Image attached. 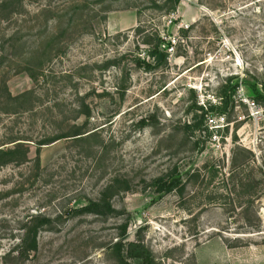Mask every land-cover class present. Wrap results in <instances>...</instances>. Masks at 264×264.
<instances>
[{
  "label": "rangeland",
  "instance_id": "rangeland-1",
  "mask_svg": "<svg viewBox=\"0 0 264 264\" xmlns=\"http://www.w3.org/2000/svg\"><path fill=\"white\" fill-rule=\"evenodd\" d=\"M166 4L0 9V147L23 142L0 161V264L39 212L51 220L16 264H118L124 236L155 264H264V0ZM138 24L170 40L166 65L135 64ZM72 124L84 132L37 144ZM162 175L179 187L159 191ZM88 198L97 210L69 213Z\"/></svg>",
  "mask_w": 264,
  "mask_h": 264
},
{
  "label": "trees",
  "instance_id": "trees-1",
  "mask_svg": "<svg viewBox=\"0 0 264 264\" xmlns=\"http://www.w3.org/2000/svg\"><path fill=\"white\" fill-rule=\"evenodd\" d=\"M167 1V6H165V12L173 11L177 7L180 0H165ZM22 0H0V9L9 8L13 5H20ZM12 5V6H11ZM15 9V8H14ZM1 15V14H0ZM135 30L140 36V42L148 44V49L145 56L139 55L135 64L142 66L144 68H156L159 66L166 65L168 62V52L167 48L171 44L170 40H166L158 30H147L138 24L135 26ZM259 87L254 86V92L258 98L264 101V80L259 82ZM211 109V108H210ZM81 114L85 117L89 116V110H79ZM141 123H145V119H141ZM73 129L67 132H59L52 135H47L40 138L37 142L38 145L50 143L60 137H65L67 135H77L81 134L82 125L72 124ZM71 132V133H70ZM79 137V136H78ZM23 142L17 141L12 144V146H2L0 147V161L3 159H12L16 149L21 146ZM178 179L171 178L167 179L164 175L158 176L155 179L156 188L161 191H169L175 189L178 186ZM99 206L97 200L88 198L87 201L76 207H70L69 213H78L82 211H95ZM108 208H111L110 204H107ZM247 210V209H246ZM51 220L49 215L43 214L41 212L36 214H31L29 218L23 221L19 232V235L16 238V242H13L10 247L2 254V263L3 264H16L18 261L22 262L30 253L37 248V234L39 229L45 224L49 223ZM248 224H256L254 220L246 218L245 220ZM126 224L121 225V235H125ZM226 241L227 238H226ZM239 242V240H238ZM229 243V241H228ZM112 246L117 250V262L118 264H129L128 258H133L139 261V264H155L154 256L151 253L150 249L140 240H127L124 236V242L122 238L115 240L112 243Z\"/></svg>",
  "mask_w": 264,
  "mask_h": 264
},
{
  "label": "built area",
  "instance_id": "built-area-1",
  "mask_svg": "<svg viewBox=\"0 0 264 264\" xmlns=\"http://www.w3.org/2000/svg\"><path fill=\"white\" fill-rule=\"evenodd\" d=\"M252 103H254V102H252Z\"/></svg>",
  "mask_w": 264,
  "mask_h": 264
}]
</instances>
